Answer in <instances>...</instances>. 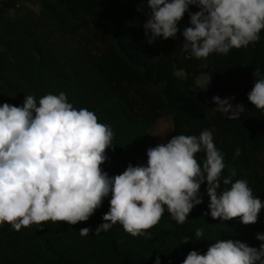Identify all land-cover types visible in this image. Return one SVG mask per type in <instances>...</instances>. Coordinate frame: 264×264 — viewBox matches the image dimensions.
Listing matches in <instances>:
<instances>
[{
  "label": "trees",
  "instance_id": "16d2710c",
  "mask_svg": "<svg viewBox=\"0 0 264 264\" xmlns=\"http://www.w3.org/2000/svg\"><path fill=\"white\" fill-rule=\"evenodd\" d=\"M24 1L0 0V105L19 107L27 95L38 103L63 92L77 110L93 111L114 134L101 165L109 177L129 164L147 166V150L161 144L152 130L162 119L172 122L170 139L209 130L224 156L221 190L231 187L223 179L235 169L232 182L246 180L264 202V110L247 98L254 69L264 73V29L247 47L197 59L181 50L183 30L191 26L189 13L200 10L195 5H189L174 39L158 37L149 44L143 27L147 0H36L38 12ZM201 75L210 79L207 91L197 84ZM215 96L235 97L230 102L245 111L229 120L216 111ZM205 158L203 151L196 154L201 166ZM198 195L203 202L184 224L165 206L159 223L137 237L119 223L95 235L110 209L111 193L87 221L75 225L48 221L16 231L5 223L0 225V264H156L157 257L160 264H183L190 251L204 254L218 240L256 248L264 243L256 239L264 234V208L255 224L221 221L210 215L206 181ZM82 228L91 229L89 235L81 236ZM201 228L203 236L196 240Z\"/></svg>",
  "mask_w": 264,
  "mask_h": 264
},
{
  "label": "clouds",
  "instance_id": "9594fccd",
  "mask_svg": "<svg viewBox=\"0 0 264 264\" xmlns=\"http://www.w3.org/2000/svg\"><path fill=\"white\" fill-rule=\"evenodd\" d=\"M189 5L200 10L189 13L191 26L183 30L181 50L197 59L247 47L259 41L264 29V0H147L150 11L143 27L148 43L158 37L174 39ZM253 75L247 98L264 110V73L254 69ZM234 99L213 97L216 111L229 120L239 119L245 108L233 106ZM113 135L93 111L77 110L63 92L47 94L38 103L27 95L19 107L0 105V225L8 223L16 231L48 221L75 225L87 221L111 193L110 209L95 235L119 223L131 236H143L159 223L165 206L178 224H184L193 207L203 202L198 194L205 181L213 219L257 222L264 202L246 180L232 182L235 169L223 179L231 187L221 190L224 156L209 130L199 136H173L147 150V166L129 164L121 174L109 177L101 165ZM202 151L206 158L201 166L196 154ZM240 154L237 148L235 155ZM90 231L82 228L79 233L87 236ZM195 236L200 240L203 229ZM256 239L264 241V234L258 233ZM183 264H264V243L256 248L239 240H218L204 254L190 251Z\"/></svg>",
  "mask_w": 264,
  "mask_h": 264
},
{
  "label": "rangeland",
  "instance_id": "374dc122",
  "mask_svg": "<svg viewBox=\"0 0 264 264\" xmlns=\"http://www.w3.org/2000/svg\"><path fill=\"white\" fill-rule=\"evenodd\" d=\"M24 4L30 8L31 10L38 12L39 10V6L36 2V0H25ZM10 16L13 17L14 16V12L10 13ZM181 22H178L177 27L180 28L181 27ZM178 76L183 77L184 74L182 73H177ZM210 80L208 75H201L198 79H197V84L200 88L203 87V85ZM204 91H207L210 89V83L207 85V88H202ZM171 132H172V122L170 119H162L160 121H158L155 126L153 127L152 130V135L154 137V139L159 142V143H167L170 140L171 137Z\"/></svg>",
  "mask_w": 264,
  "mask_h": 264
}]
</instances>
